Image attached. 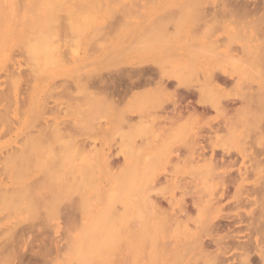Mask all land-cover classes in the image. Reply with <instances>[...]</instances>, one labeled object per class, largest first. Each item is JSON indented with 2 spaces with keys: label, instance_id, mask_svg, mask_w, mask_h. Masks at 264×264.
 <instances>
[{
  "label": "rangeland",
  "instance_id": "374dc122",
  "mask_svg": "<svg viewBox=\"0 0 264 264\" xmlns=\"http://www.w3.org/2000/svg\"><path fill=\"white\" fill-rule=\"evenodd\" d=\"M7 3L0 264H264V0ZM197 85L169 129L175 87Z\"/></svg>",
  "mask_w": 264,
  "mask_h": 264
},
{
  "label": "bare ground",
  "instance_id": "6f19581e",
  "mask_svg": "<svg viewBox=\"0 0 264 264\" xmlns=\"http://www.w3.org/2000/svg\"><path fill=\"white\" fill-rule=\"evenodd\" d=\"M248 1H249V0H248ZM7 2H9V4H11V3L13 2V0H0V69H2V68L4 67V65H5V64L7 65V63H8V62H7V63L5 62V60H6V49H7V48L5 49V41H6V36H7V33H8L7 30H8L9 28H11V27H10V26H7V24H6V22H7L6 19H7V18H5V20H6L5 23H4V21H3L4 18H2V17H3L2 15L5 13V11L8 10V8H5V7H6V4H8ZM246 2H247V0H246ZM252 2H253V1H252ZM241 3H242V2H241ZM248 3H249V2H248ZM248 3H247V4H248ZM15 4H16V3H15ZM17 4H18V3H17ZM17 4H16V6L19 5V4H18V5H17ZM238 4H239V3H238ZM242 5H243V3H242ZM244 5H245V4H244ZM248 5H249V4H248ZM248 5H247V6H248ZM250 5H251V4H250ZM4 6H5V7H4ZM10 6H11V5H10ZM16 6H14V7H16ZM19 6H20V5H19ZM245 6H246V5H245ZM245 6H244V7H245ZM7 7H9V5H8ZM230 7H231V6H230ZM240 7H241V5H240ZM17 8H18V7H17ZM255 8H256V7H255ZM15 9H16V8H15ZM244 9H245V8H244ZM252 9H253V8H252ZM256 9H257V8H256ZM11 10L13 11V7H12ZM18 10L21 11V7H19ZM18 10H17V11H18ZM253 10H254V9H253ZM15 11H16V10H15ZM241 11H242V10H241ZM245 11H246V10H245ZM247 11H248V10H247ZM250 11H251V10H250ZM254 11H255V10H254ZM262 11H263V10H262ZM258 12H259V11H258ZM11 13H12V12H11ZM17 13H18V12H17ZM71 13H72V12H71ZM214 13H215V12H214ZM248 13H249V12H248ZM252 13H254V12L252 11ZM5 15H6V14H5ZM5 15H4V16H5ZM8 15H10V14H8ZM212 15H213V14H212ZM6 17H7V16H6ZM10 18H11V16H10ZM211 18H212V17H211ZM213 18H214V20L216 19V17H214V15H213ZM262 19H263V18H262ZM14 20H15V18H14ZM203 20H204V19H203ZM214 20H213V21H214ZM9 22H10V21H9ZM9 22H7L8 25H9ZM263 22H264V20H263ZM16 23H18V22H16ZM174 23H175V22H174ZM176 23H177V22H176ZM14 25H16V24H14ZM18 25H20V24H18ZM11 26H12V25H11ZM7 27H9V28L7 29ZM12 27H13V26H12ZM18 28H19V27H18ZM177 28H178V27H177ZM13 29H15V28H13ZM13 29H12V30H13ZM174 29H175V28H174ZM178 29H180V28H178ZM178 29H175V31L178 30ZM12 30H11V31H12ZM13 31H14V30H13ZM173 31H174V30H173ZM18 32H20V31H18ZM170 33H171V32H170ZM177 33H178V32H177ZM177 33H176V34H177ZM11 34H12V33H11ZM15 34H16V32H15ZM16 35H17V34H16ZM19 36H21V35H19ZM19 36H18V37L15 36V37H16V38H19ZM192 36H193V35H192ZM14 39H15V38H14ZM15 40H16V39H15ZM18 40H19V43H20V38H19ZM18 40L15 41L16 43H15V46H13V47L19 46ZM10 42H11V40H10ZM10 42H8V43L11 44ZM13 44H14V42H13ZM16 44H18V45H16ZM186 46H187V45H186ZM191 46H192V45H191ZM18 48H19V47H18ZM18 48H17V49H18ZM11 54H13V53L11 52ZM11 54H10L11 58L14 57V56H12ZM195 55H196V54H195ZM195 55H194V56H195ZM15 56H16V55H15ZM9 58H10V57H9ZM11 58H10V60H11ZM12 60H13V61H12L13 64H16L15 62H17V60L15 59V57H14V59L12 58ZM15 60H16V61H15ZM14 61H15V62H14ZM173 61H174V60H173ZM9 62H10V61H9ZM188 63H189V62H188ZM188 63H187V64H188ZM9 64H10V63H9ZM9 64H8V65H9ZM187 64H186V65H187ZM175 65H176V64H174V65L172 64L171 66L174 67V68H176V66H178V64H177L176 66H175ZM186 65H185V66H186ZM189 65H190V64H189ZM193 66H194V65H193ZM5 67H6V66H5ZM9 67H11V65H10ZM16 67H18L17 64H16ZM169 67H170V64H169ZM7 68H8V67H6V69L3 68V70L7 72V75H8V71H9V69H11L9 72H12V71L14 70V69H12V67H11V68H9L8 71H7ZM177 68H178V67H177ZM165 69H166V67H165ZM184 69H185V68H184ZM3 70H2V71H3ZM15 70H16V72H17V69H15ZM15 70H14L13 72H15ZM144 70H145V68H144ZM13 72H12V73H13ZM16 72L13 73V74L15 75L14 77H16V81H18V80L20 79V77L18 76V74H17ZM139 72H140V70H139ZM149 72H150V70H149ZM3 73H5V72H3ZM3 73H1L0 77H2ZM12 73H11L12 76H10V75L7 76V75L5 74L6 76H5V75H4V76H5L6 78H5L4 76H3V78H5L6 80H7V79L10 80V78H13V74H12ZM155 73H156V71H155ZM157 73H158V72H157ZM9 74H10V73H9ZM138 74H139V73H138ZM16 75H17L19 78H17ZM123 75H124V74H123ZM129 75H130V74H129ZM132 76H133V75H132ZM132 76H130V77L127 76L128 78H127V80L124 81V82H121V81H123V80L116 81L118 84L121 82L120 85H119V87H121V90L119 89V92H121L122 94H123V93L126 94V93H128V92L133 91L135 88L137 89V86L139 87L141 84L143 85V82H147V81H149V80H148V79H149V78H148L149 73H145V72H144V73L141 74L138 78H135V79H133ZM134 76H135V75H134ZM159 76H160V75H159ZM174 76H175V75H174ZM7 77H10V78H7ZM125 77H126V76H125ZM150 77H151V76H150ZM210 77H211V76H210ZM213 78H214V77H213ZM5 79H3V80L1 81V82H2L1 84H3L4 82L7 83L8 80L5 81ZM17 79H18V80H17ZM155 79H156V78H155ZM157 79H158V78H157ZM165 79H166V78H165ZM209 79H210V78H209ZM214 79H215V78H214ZM216 79H217V78H216ZM13 80H14V82H15V79H13ZM3 81H4V82H3ZM108 81H110V80H107V81H105V82L108 83ZM114 81H115V80H114ZM168 81H169V80H168ZM217 81H218V80H217ZM220 81H221L220 83H225L226 80L223 79V80H220ZM8 82H9V81H8ZM14 82L11 80V83H10V82H9V83H10V85H12V83H14ZM18 82H19V81H18ZM18 82H17V83H18ZM110 82L112 83V81H110ZM170 82H171V81H170ZM172 82H173V81H172ZM107 83H105V84L103 83V84H104V88H107V85L110 86V84H107ZM113 83H114V82H113ZM115 84H116V83H115ZM176 84H178V83H176ZM200 84H201V83H200ZM10 85H8V86L10 87ZM14 85H15V87L17 86V84H14ZM14 85H12V86H13V89H14ZM112 85H114V84H112ZM163 85H164V84H163ZM168 85H169V84H167V83L165 84V89L168 88ZM223 85H224V84H223ZM4 86H5V83H4ZM6 86H7V85H6ZM12 86H11V87H12ZM197 86H198V85H197ZM206 86H207V85H206ZM9 87H6V89L8 88V89H10V91H11V87H10V88H9ZM108 88H109V87H108ZM108 88H107V89H108ZM116 88H117V87H116ZM4 89H5V88H4ZM6 89H5V90H6ZM15 89H17V87H16ZM15 89H14V90H15ZM178 89H180V91H181V95L178 93V92H180V91H178ZM209 89H210V88H209ZM8 91H9V90L5 91L4 94H3V88H2V91L0 90V92H2V93H0V95H1L0 99L3 98V97H2L3 95H4V97H5V94H7ZM10 91H9V93H10ZM16 91H17V90H16ZM103 91H104V90H103ZM105 91H106V90H105ZM166 91H167V90H166ZM182 91H183V92H182ZM204 92H205V90H204V88L202 89V86H201V87L198 86V88H196V89H192V88H190V87H183V88H180V87L177 88V86L175 87V89H174V94H175V96H177L178 99H177V100L175 99L176 101L173 100L174 103L171 102V103H173V104H171V106H172L171 111L165 113V117H166V120H165V121H168V123H169V129H172V128H173L172 125H174V124L177 123V122L179 123V121L183 120L186 116H189V115H191V116L195 115V116H196V115H197L196 110H193V109H195L196 106H195L194 108H193L192 106H190L191 103H190V101H188V99L191 98V96H193L194 94H195V97H196V95H197L198 97H200ZM209 92H210V91H209ZM165 93H167V92H165ZM169 93H170V92H169ZM251 93H252V92H251ZM261 93H262V92H261ZM2 94H3V95H2ZM12 94H13V93H12ZM12 94H11V95H12ZM122 94H121V95H122ZM9 95H10V94H9ZM11 95H10V96H11ZM118 95H119V97H120V93H118ZM208 95H209V93H208ZM257 95H258V94H257ZM10 96H9V97H10ZM123 96H124V95H122V97H123ZM9 97H8V98L5 97L4 99H6V101H7V99H9ZM15 97H16V95H15ZM195 97H194V98H195ZM215 97H216V96H215ZM248 97H249V96H248ZM255 97H256V96H255ZM261 97H262V95H261ZM11 98H12V96H11ZM250 98H251V97H250ZM13 99H14V98H13ZM13 99H9V100H11V101L9 102V105H8V106H10V107L12 106V104H13V103H12V100H13ZM211 99H213V98H211ZM214 99H215V98H214ZM190 100H191V99H190ZM192 100H193V99H192ZM233 100H234V99H232V102H233ZM236 100H237V99H236ZM246 100H247V99H246ZM253 100H254V99H253ZM116 101H117V100H116ZM193 101H194V100H193ZM197 101H198V100H197ZM209 101H210V100H209ZM214 101H215V100H214ZM214 101H213V102H214ZM247 101H249V100H247ZM258 101H259V100H258ZM1 102H2V101H0V104H1ZM7 102H8V101H7ZM7 102H6V103H7ZM194 102H195V101H194ZM211 102H212V101H211ZM234 102H236V101H234ZM237 102H238V100H237ZM237 102H236V104L234 103V104H235V107H236V105H237ZM239 102H240V101H239ZM252 102H253V101H252ZM10 103H12V104H10ZM165 103H166V102H165ZM169 103H170V102H169ZM209 103H210V102H209ZM209 103H208V104H209ZM215 103H216V101H215ZM250 103H251V102H250ZM3 104H4V103H3ZM3 104H2V106L5 105L4 108H6L7 104H4V105H3ZM203 104H204V103H203ZM216 104H217V103H216ZM222 104H223V103H222ZM227 104H228V103H227ZM230 104H231V103H230ZM234 104L232 103V104H231V107H234V106H232V105H234ZM251 104H252V103H251ZM259 104H260V103H259ZM262 104H263V103H262ZM192 105H193V104H192ZM197 105H198V104H197ZM214 105H215V104H214ZM243 105H244V104H243ZM254 105H255V104H254ZM8 106H7V107H8ZM171 106H170V107H171ZM209 106H210V105H209ZM239 106H240V105H239ZM259 106H260V105H259ZM10 107H8V110H7L6 112L10 111V109H9ZM191 107H192V112H190V110H191L190 108H191ZM199 107H200V106H199ZM201 107H202V104H201ZM203 107H204V105H203ZM207 107H208V106H207ZM216 107H217V106H216ZM231 107H230V108H231ZM250 107H251V106H250ZM254 107H255V106H254ZM1 108H2V107H1ZM4 108H2V109H4ZM158 108H159V107H158ZM197 108H198V107H197ZM197 108H196V109H197ZM213 108H214V107H213ZM225 108H227V107H225ZM241 108H242V107H241ZM189 109H190V110H189ZM209 109H210V108H209ZM215 109H216V108H215ZM233 109H234V108H232V111H231L232 113H231V114H233V113H235V111H237V110H233ZM4 110H5V109H4ZM4 110H3V111H4ZM155 110H156V109H155ZM161 110H162V109H161ZM206 110H207V108H206ZM206 110H203V111L205 112ZM216 110H217V109H216ZM221 110H222V109H221ZM221 110H220V112L222 113ZM250 110H251V109H250ZM1 111H2V110H0V112H1ZM3 111H2V113H3ZM157 111H158V110H157ZM198 111H199V110H198ZM203 111H202V112H203ZM228 111H229V110H228ZM233 111H234V112H233ZM251 111H253V110H251ZM218 112H219V111H218ZM218 112H217V113H218ZM2 113H1V115H0L1 117H3L4 115H5V116L8 115L10 112H9V113H5V114L3 113L4 115H3ZM153 113H154V112H153ZM158 113H159V112H158ZM158 113H157V114H158ZM160 113H162V112H160ZM227 113H228V112H227ZM252 113H253V112H252ZM261 113H262V112H261ZM199 114H200V112H199ZM201 114H202V113H201ZM208 114H209V113H208ZM215 114H216V113H215ZM236 114H237V113H236ZM245 114H246V113H245ZM2 115H3V116H2ZM154 115H155V114H154ZM203 115H205V113H204ZM203 115H202V116H203ZM238 115H239V114H238ZM5 116H4V117H5ZM156 116H158V115H156ZM195 116H193V117H195ZM200 116H201V115H200ZM234 116H235V115H234ZM1 117H0V121H2V122H3L4 120L7 119V117H5L6 119L1 118ZM19 117H20V115H19ZM152 117H153V116H152ZM163 117H164V116H163ZM165 117H164V118H165ZM189 117H190V116H189ZM204 117H205V116H204ZM249 117H250V116H249ZM8 118H9V116H8ZM153 118H154V117H153ZM190 118H191V117H190ZM1 119H3V120H1ZM156 119H157V117H156ZM192 119H193V118H192ZM218 119H219V118H218ZM231 119H232V118L229 117V119L225 122L226 127H227V126H230V125L232 124V121H233V120H231ZM233 119H234V118H233ZM243 119H244V117H243ZM251 119H252V118H251ZM251 119H249V120H251ZM253 119H254V118H253ZM13 120H14V119H13ZM154 120H155V118H154ZM154 120H153V122H154ZM186 120H187V119H186ZM189 120H190V119H189ZM189 120H188V121H189ZM199 120H200V119H199ZM199 120H198V121H199ZM219 120H220V119H219ZM221 120H222V119H221ZM235 120H236V119H235ZM6 121L8 122V119H7ZM224 121H225V120H224ZM224 121H223V123H224ZM7 122L4 124L5 127H9V126H10V125H7V124H8ZM14 122H15V121H14ZM158 122H159V121H158ZM161 122H162V121H161ZM191 122H192V121H191ZM191 122H188V123H191ZM199 122H200V121H199ZM250 122H251V121H250ZM151 123H152V122H151ZM156 123H157V122H156ZM168 123H167V124H168ZM178 123H177V124H178ZM184 123H186V122H184ZM217 123H218V122H217ZM9 124H10V123H9ZM15 124H16V123H15ZM154 124H155V123H154ZM192 124H195V123L193 122ZM209 124H210V123H209ZM233 124H234V123H233ZM175 125H176V124H175ZM179 125H180V124H179ZM183 125H184V124H183ZM187 125H188V124H187ZM187 125H185V126H187ZM213 125H214V124H213ZM241 125H243V124H241ZM263 125H264V124H263ZM181 126H182V125H181ZM231 126H232V125H231ZM233 126H235V125H233ZM237 126H238V125H237ZM179 127H180V126H179ZM211 127H212V126H211ZM241 127H242V126H241ZM10 128H11V126H10ZM185 128H186V127H185ZM213 128H214V127H213ZM213 128H212V130H213ZM222 128H223V127H222ZM224 128H225V127H224ZM13 129H14V127H13ZM173 129H174V128H173ZM178 129H179V128H178V126H177V129H176V130H178ZM181 129H182V128H181ZM183 129H184V128H183ZM210 129H211V128H210ZM218 129H219V128H217V131H218ZM226 129H227V128H226ZM226 129H224L225 132H226ZM230 129H231V128H230ZM185 130H187V129H185ZM222 130H223V129H222ZM236 130H237V129H236ZM209 131H210V130H209ZM213 131H214V130H213ZM210 132H211V131H210ZM231 132H232V131H231ZM167 133H168V132H167ZM167 133H166V134H167ZM213 133H214V132H213ZM213 133H212V134L209 133L210 136L214 135ZM223 133H224V132H223ZM228 133H229V132H228ZM202 134H205V133H202ZM202 134H200V135H202ZM230 134H231V133H230ZM207 135H208V134H207ZM168 136H169V135H168ZM173 136H175V135L173 134ZM191 136H192V135H191ZM215 136H217V135H215ZM230 136H231V135H230ZM196 137H197V136H196ZM208 137H209V136H208ZM227 137H228V136H227ZM168 138H169V137H168ZM199 138H200V139H203L202 136H201V137L199 136ZM204 138H205V136H204ZM216 138H217V137H216ZM30 139H31V138H30ZM33 139H34V138H33ZM207 139H208V138H207ZM209 139H210V138H209ZM214 139H215V138H214ZM225 139H226V138H225ZM171 140H172V138H171ZM192 140H193V138H192ZM30 141H31V140H30ZM33 141H34V140H33ZM33 141H32V142H33ZM198 141L201 142V140H196V143H197ZM204 141H205V139H204ZM204 141H202V142H204ZM216 141H217V140H216ZM28 142H29V141H28ZM32 142H30V143H32ZM189 143H190V141H189ZM209 143H210V142H209ZM199 144H200V143H199ZM202 144H203V143H202ZM205 145H206V144H205ZM196 146H197V145H196ZM198 146H199V145H198ZM203 146H204V144L202 145V148H203ZM215 146H216V145H215ZM197 148H198V147H197ZM199 148H200V147H199ZM210 148H211V147H210ZM217 148H218V147H217ZM17 149H19V148H17ZM15 150H16V149H15ZM15 150H14V151H15ZM16 151H17V150H16ZM16 151H15V154H14L13 156H15L14 158L19 157V159L16 158V160H17V161H19V160L21 161V159H20V155H21V156L24 155V154H21V152H23V151L18 152V153L20 154V155H18V156H16V154H17ZM26 151L31 153V150H30V151H29V150H26ZM192 151H193V150H192ZM192 151H191V152H192ZM197 151H198V150H197ZM201 151H202V150H201ZM201 151L199 150V152H201ZM205 151H206V150H205ZM12 152H13V151H12ZM27 152H26V154H28ZM202 152H203V151H202ZM202 152H201V153H202ZM212 152H213V151H212ZM227 152H228V151H227ZM30 153H29V154H30ZM195 153H196V152H195ZM208 153H209V152H208ZM222 153H223V152H222ZM8 154H9V153H8ZM10 154H11V152H10ZM10 154H9V157H13V156L10 155ZM12 154H13V153H12ZM196 154H197V155H200V156L202 155V154H198V153H196ZM216 154H217V153H216ZM227 154H228V153H227ZM190 155H191V154H190ZM211 155H212V154H211ZM224 155H225V154H224ZM224 155H223V156H224ZM5 156L8 157V155H5ZM173 157H174V156H173ZM197 157H198V156H197ZM197 157H196V158H197ZM213 157H214V156H213ZM167 158H168V157H167ZM193 158H194V157H193ZM200 158H201V157H200ZM211 158H212V157H211ZM211 158H210V159H211ZM216 158H217V157H216ZM225 158H226V157H225ZM9 159L11 160V158H9ZM22 159H23V158H22ZM175 159H176V158H175ZM212 159H213V158H212ZM14 160H15V159H14ZM14 160H13V158H12V161H14ZM168 160H169V159H168ZM172 160H173V159H172ZM192 160H193V159H192ZM201 160H202V159H201ZM201 160H200V161H201ZM203 160H204V159H203ZM228 160H229V159H228ZM253 160H254V159H253ZM256 160H257V159H256ZM4 161L6 162V159H5V160L3 159L2 163H3ZM7 161H8V159H7ZM194 161H195V160H194ZM211 161H213V160H211ZM219 161H220V160H219ZM225 161H226V160H225ZM5 162L3 163V166H2V168H3V173H4V172H5V173L8 172V171L5 170V168H7V170H8V168H9V166H10L9 164L12 163V162L9 161V164H8L9 166H8V165L5 164ZM14 162H16V161H14ZM22 162H23V160L20 162V166L22 165V164H21ZM24 162H26V160H25ZM24 162H23V163H24ZM172 162H173V161H172ZM220 162H221V161H220ZM236 162H237V161H236ZM2 163H1V164H2ZM6 163H8V162H6ZM213 163H215V162H213ZM234 163H235V162H234ZM14 164L16 165V163H14ZM14 164H12V165H14ZM27 164H28V163H27ZM218 164H219V163H218ZM225 164H226V163H225ZM229 164L231 165V163H229ZM235 164H236V163H235ZM235 164H234V165H235ZM262 164H263V163H262ZM4 165H5V166H4ZM15 165H14V166H11V167H12V168H15ZM25 165H26V164H24V167H25ZM195 165H196V164H195ZM215 165H216V164H215ZM219 165H220V164H219ZM221 165H222V164H221ZM250 165H251V164H250ZM18 166H19V163H18ZM208 166H209V165H208ZM210 166H211V165H210ZM217 166H218V165H217ZM235 166H236V165H235ZM0 167H1V166H0ZM28 167H29V166H28ZM233 167H234V166H233ZM251 167H252V166H251ZM254 167H255V166H254ZM217 168H218V167H217ZM261 168H262V167H261ZM27 169H28V168H27ZM258 169H259V168H258ZM0 170H1V169H0ZM11 170H12V169H11ZM21 170H22V169H21ZM28 170H29V169H28ZM207 170H208V169H207ZM229 170H230V169H229ZM244 171H245V170H244ZM16 172H22V171H20V170L18 171V170H17ZM240 172H241V171H240ZM248 172H249V171H248ZM233 173H234V172H233ZM6 174H7V173H6ZM12 174H13V176H15V175H14L15 173H12ZM17 174H18V173H17ZM17 174H16V175H17ZM20 174H22V173H20ZM246 174H247V173H246ZM227 175H228V174H227ZM239 175H242V174H239ZM13 176H12V179H14ZM18 176H20V175H18ZM18 176H17V177H18ZM236 176H237V175H235V177H236ZM21 177H22V175H21ZM21 177H20V178H21ZM15 178H16V177H15ZM20 178H19V179H20ZM228 178H229V177H228ZM239 178H240V176H239ZM239 178H238V181H237L238 183H239V180H240ZM241 178H242V180H243V176H241ZM232 179H234V178H231V181H232V183H233V180H232ZM21 180H22V179H21ZM223 180H224V179H223ZM227 180H228V179H227ZM228 181H229V180H228ZM234 181H235V180H234ZM237 182H236L235 184H237ZM31 183H32V182H30V184H31ZM37 183H39V182L37 181ZM37 183H35V187H36V184H37ZM225 183H226V182H225ZM225 183H224V184H225ZM25 184H26V183H25ZM27 185H29V184H27ZM32 185H33V184H32ZM25 186H26V185H25ZM29 186H30V188H31V185H29ZM29 186H27V187H29ZM33 186H34V185H33ZM33 186H32V187H33ZM241 186H242V185H241ZM27 187H26V188H27ZM39 187H41V185H40ZM229 187H230V186H229ZM244 187H245V186H244ZM246 187H247V186H246ZM260 187H261V186H260ZM13 188H14V187H13ZM18 189L20 190V188H18ZM23 189H24V188H23ZM36 189H37V188H36ZM226 189H227V188H226ZM258 189H259V188H258ZM12 190H13V189H12ZM19 190H17V191H19ZM260 190H261V189H260ZM260 190H259V191H260ZM0 191H1V190H0ZM10 191H11V190H9V192H10ZM14 191H15L16 193L21 194L20 192H17L16 190H14ZM14 191H13V192H14ZM26 191H27V190H26ZM31 191H32V190H31ZM37 191H38V190H37ZM227 191H228V190H227ZM234 191H235V190H234ZM1 192H3V191H1ZM1 192H0V193H1ZM9 192H8V194H10ZM21 192H22V190H21ZM28 192H30V191H28ZM25 193H26V192H25V190H24V193L22 192V194H25ZM229 193H230V192H229ZM4 194H5V193H3V195H4ZM6 194H7V193H6ZM6 194H5V196H6ZM12 194L14 195V193H11V195H12ZM19 194H18V196H19ZM26 194H27V193H26ZM112 194H113V193H112ZM13 195H12V199L9 198V199H11L12 201H13V199H14ZM27 195H28V194H27ZM36 195H37V193L35 194V196H36ZM14 196H15V195H14ZM18 196H17V197H18ZM20 196H22V195H20ZM29 196H30V194H29ZM109 196L112 197L113 195H109ZM1 197H2V195H1ZM1 197H0V201H3V199H2ZM3 197H4V196H3ZM8 197H9V196H8ZM8 197L6 196L7 199H8ZM15 197H16V196H15ZM25 197H26V196H25ZM25 197H21V199H22V198H25ZM6 198H5V201H8L9 199L6 200ZM18 198H19V197H18ZM18 198H15V200L17 201ZM29 198H30V197H29ZM26 199H27V198H25V200H26ZM11 200H9V201H11ZM4 236H5V235H4ZM7 240L11 242L12 239H11V240L7 239ZM13 243H15V242H13ZM57 243H58V241H57ZM4 247H5V246H4ZM10 247H11V246H10ZM0 249H1V251H2V249H4V251H6L5 248H0ZM10 249H12V247H11ZM13 249H14V248H13ZM60 249H62V248H60ZM7 252H8V251H7ZM62 252H63V251H62ZM2 253H3V251L1 252V254H2ZM3 254H5V253H3ZM3 254H2V255H3ZM55 254H56V253H55ZM5 255H6V254H5ZM3 256H4V255H3ZM1 258H2V256H1ZM1 258H0V259H1Z\"/></svg>",
  "mask_w": 264,
  "mask_h": 264
}]
</instances>
